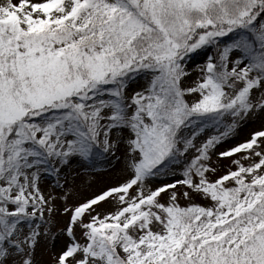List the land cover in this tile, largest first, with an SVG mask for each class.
Instances as JSON below:
<instances>
[{
  "label": "snow or ice",
  "instance_id": "obj_1",
  "mask_svg": "<svg viewBox=\"0 0 264 264\" xmlns=\"http://www.w3.org/2000/svg\"><path fill=\"white\" fill-rule=\"evenodd\" d=\"M208 48L188 84L186 60ZM254 91L264 0H0V264H37L52 235L42 179L67 202L63 173L121 150L123 182L65 203L69 242L54 264H264V124L219 153H244L235 170L210 178L217 146L264 117Z\"/></svg>",
  "mask_w": 264,
  "mask_h": 264
},
{
  "label": "rangeland",
  "instance_id": "obj_2",
  "mask_svg": "<svg viewBox=\"0 0 264 264\" xmlns=\"http://www.w3.org/2000/svg\"><path fill=\"white\" fill-rule=\"evenodd\" d=\"M15 2V0H14ZM208 55H215V50L201 49L199 54H194L191 59L186 60V66L188 71L191 73L188 84H195L202 80L204 73L201 72V67L206 63V58ZM147 78L140 76L132 83V88L139 89L146 85ZM253 95L259 98L264 93L255 92ZM189 101L195 99V97H188ZM264 124V117H258V115H253L249 120L241 122L239 128L236 132L229 136L225 142L218 145L217 148L211 155V163L217 168V173L214 176H210L211 179L217 178L220 174L225 173L228 170H235L232 160L241 159L244 153H237L233 157L219 158V153L225 151L231 147H234L250 137V134L254 130H260L261 125ZM215 134V130L210 129L209 135ZM120 159L112 158L111 156H101L89 167H80L78 164H73L70 169H68L62 175L68 180L67 189L70 191L71 195L67 202L60 199L62 195V190L55 188V181L51 178H44L41 181V191L47 197L49 195L56 197L54 206L56 212L53 214L52 220L54 227L52 228V235L47 239L41 241L39 247L36 251L37 264H54L56 254L62 250L66 243L69 242V237L66 232L61 230L65 228V224L68 220V216L63 214V207L67 203L68 207H72L75 204L84 202L95 195L100 194L102 191L107 190L110 186H116L127 176V171L125 169L126 157H123V150L117 153ZM109 161H111L109 163ZM246 161V160H242ZM247 162V161H246ZM248 163V162H247ZM247 165L246 163H244ZM179 171V170H178ZM174 177H168V179H173ZM161 179H164L163 177ZM64 181L61 180V184ZM180 191L184 189L179 188ZM134 192L135 189L130 190ZM167 200V197H164ZM193 203H198L204 206L209 204V201L205 200L199 195L193 197ZM181 206H188V201L181 199L179 201ZM97 212L101 216L108 214L109 212L115 210L116 202L112 200L111 197L107 198L106 201L100 202L98 206H94ZM95 214V213H93ZM48 214L45 213V218L47 219ZM85 219H89L87 214ZM76 238L81 240V232L77 229L75 230Z\"/></svg>",
  "mask_w": 264,
  "mask_h": 264
},
{
  "label": "trees",
  "instance_id": "obj_3",
  "mask_svg": "<svg viewBox=\"0 0 264 264\" xmlns=\"http://www.w3.org/2000/svg\"><path fill=\"white\" fill-rule=\"evenodd\" d=\"M241 162H242V163H246V164H247V162H248V161H247V162H246V161H241Z\"/></svg>",
  "mask_w": 264,
  "mask_h": 264
}]
</instances>
